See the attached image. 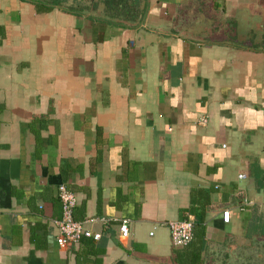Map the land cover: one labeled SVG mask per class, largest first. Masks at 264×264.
I'll use <instances>...</instances> for the list:
<instances>
[{
	"label": "crops",
	"instance_id": "1",
	"mask_svg": "<svg viewBox=\"0 0 264 264\" xmlns=\"http://www.w3.org/2000/svg\"><path fill=\"white\" fill-rule=\"evenodd\" d=\"M138 3L0 0V264H264V0ZM60 183L97 240L55 242Z\"/></svg>",
	"mask_w": 264,
	"mask_h": 264
},
{
	"label": "built area",
	"instance_id": "2",
	"mask_svg": "<svg viewBox=\"0 0 264 264\" xmlns=\"http://www.w3.org/2000/svg\"><path fill=\"white\" fill-rule=\"evenodd\" d=\"M203 121L204 119L201 120V122ZM242 175V173H239L238 177ZM56 193L60 204V215L54 221L56 227L54 239L57 245L69 246L78 243L82 238L97 240L100 237V232L92 230L88 225L96 221L105 223L106 219L103 217H88L82 220H75L72 214L76 201L73 192L64 184L60 183L56 187ZM221 217L223 220H227V217H229L228 208L222 210ZM166 226L172 246H184L191 240L193 219L190 214H186L181 219L168 220L166 221ZM117 228L119 236L126 238L129 234L128 219H120ZM149 234L151 233L149 232Z\"/></svg>",
	"mask_w": 264,
	"mask_h": 264
},
{
	"label": "trees",
	"instance_id": "3",
	"mask_svg": "<svg viewBox=\"0 0 264 264\" xmlns=\"http://www.w3.org/2000/svg\"><path fill=\"white\" fill-rule=\"evenodd\" d=\"M38 10H49L52 7L66 8L68 10H76L77 6H65V0H29ZM139 0H95L91 3V7H95L96 3H100L103 12L113 18L121 19L127 22L139 21L144 10V3H138ZM78 9H83L78 7Z\"/></svg>",
	"mask_w": 264,
	"mask_h": 264
},
{
	"label": "rangeland",
	"instance_id": "4",
	"mask_svg": "<svg viewBox=\"0 0 264 264\" xmlns=\"http://www.w3.org/2000/svg\"><path fill=\"white\" fill-rule=\"evenodd\" d=\"M93 0H65V6H80L82 7H90Z\"/></svg>",
	"mask_w": 264,
	"mask_h": 264
}]
</instances>
